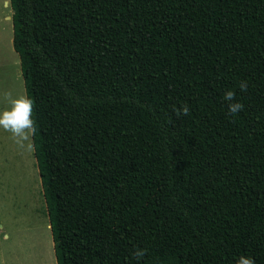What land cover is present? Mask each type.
<instances>
[{
    "label": "trees",
    "instance_id": "obj_1",
    "mask_svg": "<svg viewBox=\"0 0 264 264\" xmlns=\"http://www.w3.org/2000/svg\"><path fill=\"white\" fill-rule=\"evenodd\" d=\"M9 6L56 264H264V0Z\"/></svg>",
    "mask_w": 264,
    "mask_h": 264
},
{
    "label": "rangeland",
    "instance_id": "obj_2",
    "mask_svg": "<svg viewBox=\"0 0 264 264\" xmlns=\"http://www.w3.org/2000/svg\"><path fill=\"white\" fill-rule=\"evenodd\" d=\"M12 11L0 0V113L5 94L26 96L19 58L12 46ZM0 264H56L33 149L21 148L0 128Z\"/></svg>",
    "mask_w": 264,
    "mask_h": 264
},
{
    "label": "clouds",
    "instance_id": "obj_3",
    "mask_svg": "<svg viewBox=\"0 0 264 264\" xmlns=\"http://www.w3.org/2000/svg\"><path fill=\"white\" fill-rule=\"evenodd\" d=\"M248 84L246 81H241L239 89L241 92L247 91ZM5 99L9 101L10 110H5L0 113V128L10 132L15 139L16 143L21 148H27L31 151L34 147L32 137L36 133L35 121L31 118L33 114V101L26 96L12 98L10 94H5ZM223 101L228 106V112L232 116H236L239 112L243 111L244 106L242 103L235 100V93L227 91L223 95ZM178 115H190V107L184 104L182 108L177 109ZM146 249H138L135 251L134 256L137 261L146 255ZM236 264H255V260L251 257L241 256L238 258Z\"/></svg>",
    "mask_w": 264,
    "mask_h": 264
},
{
    "label": "crops",
    "instance_id": "obj_4",
    "mask_svg": "<svg viewBox=\"0 0 264 264\" xmlns=\"http://www.w3.org/2000/svg\"><path fill=\"white\" fill-rule=\"evenodd\" d=\"M0 261H1V259H0ZM1 263V262H0Z\"/></svg>",
    "mask_w": 264,
    "mask_h": 264
}]
</instances>
